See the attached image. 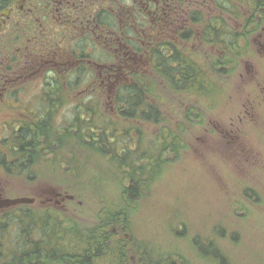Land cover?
<instances>
[{
	"label": "trees",
	"instance_id": "trees-1",
	"mask_svg": "<svg viewBox=\"0 0 264 264\" xmlns=\"http://www.w3.org/2000/svg\"><path fill=\"white\" fill-rule=\"evenodd\" d=\"M251 10L263 18L258 22L256 16L247 18L239 31L220 18L212 26L206 14L193 12L196 39L208 43L219 55L223 53L209 61L210 71L170 39L162 49L157 48L151 73L138 70L116 87L91 85L95 73L85 69L83 75L89 72L85 81L90 84L83 92L88 94L84 102L72 103L70 123L60 127L54 116L39 117L33 133L13 136L9 151L17 162L6 163L8 173L13 174L11 169L16 167L21 176L34 179L44 176L46 170L58 188L42 195L43 199H62L68 203L67 210L80 212L82 201L89 196L95 198V205L92 220L85 226L74 218H63L65 213L52 201L38 207L14 206L7 217L13 220L10 225L18 228V235L9 238L8 252H0V264H190L154 256L148 244L133 234L131 214L188 145L184 135L189 128L184 122L195 115V107L173 112L184 120L172 121L174 116L164 110V91L197 100L208 88L209 92L221 89L212 80L213 73L220 74L216 66L235 67L239 58L249 53L251 36L264 29L262 1ZM191 36L192 28H188L181 38ZM205 75L211 81H205ZM80 83L72 79L64 87L55 85L50 92L77 95ZM64 174H69L68 178L57 177ZM210 248L213 250L200 256L215 254L213 257L219 258L216 247L212 244Z\"/></svg>",
	"mask_w": 264,
	"mask_h": 264
},
{
	"label": "rangeland",
	"instance_id": "rangeland-1",
	"mask_svg": "<svg viewBox=\"0 0 264 264\" xmlns=\"http://www.w3.org/2000/svg\"><path fill=\"white\" fill-rule=\"evenodd\" d=\"M197 10L207 14L206 6ZM181 22L174 27L172 41L210 71L211 60L222 54L196 39L198 30L194 25ZM188 28H192L194 36L181 39V32H187ZM263 30L251 36L253 39L249 38V53L239 58L235 67L229 64L216 66L220 74L213 73L212 80L216 88H221L218 91L209 92L208 88L204 91L205 96L197 100L175 97L164 91L167 115L174 116L173 112H181L180 108L192 106L195 115H190L188 122H184L187 124L185 128H189L184 135L188 145L185 144L181 156L156 179L149 194L138 201L131 214L133 234L148 244L154 256H170L178 263L189 261L190 264H264ZM152 64L153 59L150 66L138 70L151 73ZM88 75L87 71L82 76L79 91L75 94H88L83 92L90 84L89 80L85 81ZM204 79L211 81L208 75ZM44 87L45 80L38 78L26 86L24 94L39 96ZM71 119V112L53 118L60 127L70 123ZM174 119L184 120L183 116L171 118ZM13 143L12 134L0 135V158ZM6 156L11 158L9 153ZM11 170L13 174L4 172L0 166V196L4 199L37 197L32 206L38 207L42 205V195L58 188L56 183H51L53 175L46 170L44 176L34 179L21 176L16 167ZM94 174L99 176V172L94 171ZM94 200L89 196L82 201L81 212L72 208L73 212L67 210L68 203L62 199H54L52 204L65 213L63 218H74L85 226L92 220ZM12 208L2 210V220L5 221L0 224L1 253L10 249L9 238L18 235V228L10 225L13 220L7 217ZM212 244L219 258L213 257L217 256L215 254L200 256L213 250L210 248Z\"/></svg>",
	"mask_w": 264,
	"mask_h": 264
},
{
	"label": "flooded vegetation",
	"instance_id": "flooded-vegetation-1",
	"mask_svg": "<svg viewBox=\"0 0 264 264\" xmlns=\"http://www.w3.org/2000/svg\"><path fill=\"white\" fill-rule=\"evenodd\" d=\"M258 1L0 0V135L31 134L39 117L68 114L72 103L84 102L83 94L50 91L72 79L82 83L85 69L94 70L95 87L126 82L138 69L150 66L157 48L173 38L180 20L193 25L198 7H207L212 26L220 18L237 24L239 31L247 18L256 16V22L263 18L251 10ZM38 78L45 80L41 94H24ZM6 154L0 158L4 172L6 163L17 162ZM20 198L28 197L0 196V223L5 207L32 204L17 201Z\"/></svg>",
	"mask_w": 264,
	"mask_h": 264
},
{
	"label": "water",
	"instance_id": "water-1",
	"mask_svg": "<svg viewBox=\"0 0 264 264\" xmlns=\"http://www.w3.org/2000/svg\"><path fill=\"white\" fill-rule=\"evenodd\" d=\"M17 201H22V202H33L34 199L33 198H20Z\"/></svg>",
	"mask_w": 264,
	"mask_h": 264
}]
</instances>
